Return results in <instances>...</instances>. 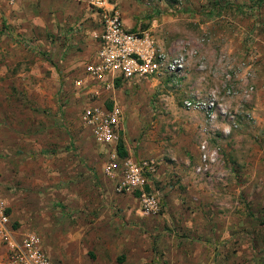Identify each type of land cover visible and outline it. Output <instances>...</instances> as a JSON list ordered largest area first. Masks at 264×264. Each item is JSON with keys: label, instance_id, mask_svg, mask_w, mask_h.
Here are the masks:
<instances>
[{"label": "crops", "instance_id": "0c3cea01", "mask_svg": "<svg viewBox=\"0 0 264 264\" xmlns=\"http://www.w3.org/2000/svg\"><path fill=\"white\" fill-rule=\"evenodd\" d=\"M218 1L213 0L214 5L206 1L212 7L211 16L220 14ZM228 1L236 5L230 12L233 20L230 24L220 22L222 36L227 39H223V45L217 44L219 54L212 57L216 65L220 61V65L231 66V77L241 81L244 96L240 106L246 118L242 115L236 121L232 114L224 118L227 111L217 113L213 119L204 113L191 119L174 117L176 105L171 100L159 104L151 101L156 92L153 78L136 77L121 84L107 75L106 85H94L86 76V63L92 61L98 48L96 38L101 32L103 11H118L124 28L135 31L153 20L152 13L158 11L150 0H108L103 10L92 7L90 0H0V197L13 228L19 233L39 228L35 225L41 219L32 210L29 196L49 187L48 181L33 178L48 170L30 168L27 163L40 155L50 157L53 153L48 149L58 150L59 145V155H65L70 139L63 131L71 123L68 113L73 107L79 111L80 142L86 137L85 131L89 132L83 120L88 109L105 114L108 106H115L122 113L116 146L98 148L89 132V142L97 148L90 161L102 150L106 152L99 168L102 172L107 154L115 147L117 150L119 143L127 157L157 163L145 188L159 193L160 214L144 216L138 192L137 196L116 193L114 180L103 176L102 187L107 195L96 217L94 212H78L79 224L68 233L50 231L42 236V231L36 229L53 262L264 264V196H257L261 187L264 193V0H223ZM204 25L206 31L219 27L211 21L200 27ZM249 47L254 49L255 57L247 55ZM222 53L223 61L219 60ZM210 59L206 58L207 63ZM215 68L209 64L204 69L194 67L196 72L191 71V75L209 84L207 78L215 74ZM14 94L22 96V111L15 109ZM221 100L226 102L224 96ZM31 106L37 112L32 113ZM220 107L228 108L224 103ZM157 108L158 117L153 114ZM47 120L50 124L43 126ZM243 124H252L251 135L244 128L237 130ZM239 141L257 144L247 148ZM214 157L216 164L242 174L243 180L236 184L223 182L220 192L211 179L200 174L211 172ZM230 157L237 162L230 163ZM12 158L22 162L18 170L8 164ZM68 170L64 166L60 170L67 181ZM21 189L33 192L25 190L24 195ZM0 250L4 248L0 246Z\"/></svg>", "mask_w": 264, "mask_h": 264}, {"label": "rangeland", "instance_id": "374dc122", "mask_svg": "<svg viewBox=\"0 0 264 264\" xmlns=\"http://www.w3.org/2000/svg\"><path fill=\"white\" fill-rule=\"evenodd\" d=\"M206 1L208 2V0H150V4L155 5L158 11L152 13L151 16L154 17L153 20H149L150 22L147 23H142L140 29L149 32L155 42V47L158 52H162L168 56L182 54L185 57L187 70L184 74L174 76L172 78L163 74L153 76L152 78L156 82V92L151 98V101L159 104V102L163 103L171 100V102L176 105L174 117H184L189 119L198 118L203 116V114H201L203 112L201 110L184 108V101L194 97H205L208 92L216 91L220 100L223 96L226 98V102H222V100L219 102L220 105L222 106V103H224V106L226 104L228 107L226 110H224L223 107L218 108L216 114L218 113V115H221V111L224 110L225 112L227 111L224 118H227L226 116H229L228 114H232L234 116V120L235 118L241 119L243 113L245 112V110L240 106V101L242 104L243 100L241 97L244 96V90L240 87L241 81L237 77H231V71H233L231 66L225 67L224 65H220V61L218 62V65H216L214 61L216 54H219L220 46L218 45H223V39H227L226 35L222 36V27L220 26V22L228 24L232 23L233 19L230 12L233 9L232 6L236 5L230 1H228L229 4H227L223 2V0H219L217 7H219V13L223 15L221 18L219 16L220 14L211 16L212 7L210 6V3L208 4ZM209 1L213 4V0ZM192 3H195L196 5H193ZM169 8L170 10H168ZM221 9H223L222 13ZM196 17L200 18L195 20ZM208 21H211L214 25L219 27L215 29L214 27L211 28L212 31H206L203 29L205 28V25L200 27V25L205 22L207 23ZM226 32H228V29H226L225 33ZM231 33H234V30H232ZM211 34L213 35L211 36ZM213 38L215 39V44H212ZM240 38L242 37L240 36ZM207 45L210 47L209 49ZM246 52H243L244 55L248 53ZM237 53L239 52H236V54ZM212 56H215V58L213 59ZM206 58H211L208 63ZM219 60H224L223 53L220 55ZM242 60H244V58ZM242 63L243 61H241V64ZM208 64L212 67L216 66L214 70L215 74L207 78V80H209V84H206L205 81L202 82V79H199L197 75H191V71L194 73L196 72V67L201 66L204 69ZM204 80H206V77H204ZM200 83L201 85L203 83L205 87L202 88ZM246 86L247 85L245 84L244 88ZM207 87H209L210 90L207 91ZM228 87L232 88L229 95L224 94L226 88ZM249 89V94L251 95L252 89ZM14 96H17L13 99L16 101L15 109L22 111L19 107V103H23L21 99L22 96L20 94L19 96L18 94H14ZM29 108L32 113L37 112L36 107L34 108L31 106ZM180 110L183 113L182 115H180ZM166 111L169 112L168 110H164V112ZM78 112V109L73 107V109L68 113L71 123L70 125L65 126L66 131L63 132H66V135H68L70 144L66 145V148L63 151L65 155H59V149L62 148V145H59L58 150L56 147H50L48 149H52L51 153H53V155L50 157L40 155L34 157L32 162L27 163V167L29 166L30 168L33 167L48 170V172L44 175L38 174L39 176H34L33 178L42 182L48 181L49 183L47 186L49 185V187L45 189L41 188L34 192L31 189H21L23 193L25 190L27 192L29 191V193L33 192V195L29 196V203H31V208L34 210V213H38L39 218L41 219L38 220L35 225L39 228H34L33 231L38 233V231L41 230L42 236L47 235L50 231L61 234L68 233L72 228L79 224L78 212H85L86 214L94 212L93 215L96 217L97 214L100 213L103 199L107 195V193H105L106 189L102 187L104 185L102 178L106 175L101 171V169H99L101 167V161L105 160L104 158L106 156V152L105 150H102L97 154L98 158H94L92 159L93 161H90V157L93 156L97 148L94 144L89 142L91 141L89 139V132L87 133L85 130L86 137L84 138H86L87 141L84 138H80L82 140L81 142L77 140L79 130L77 124ZM153 114L156 117L159 116L158 108L154 110ZM164 115L165 114L163 113L162 116ZM243 118H246L245 114L243 115ZM46 124H50V121L47 120L43 123V126ZM241 127L242 128L237 130L240 131L244 128V132L247 131L250 135L252 134V124H243ZM45 138L46 137L43 139ZM212 143L213 147L218 145L215 144V140H213ZM238 144L247 148H254V145L257 144V142L239 141ZM97 147L102 148L103 145L98 144ZM48 152L49 151L46 150V153ZM213 160L210 161V165H213V168L210 169L211 172L202 171L200 174L204 173L208 179H211V182L214 183V186H216L220 192H222L220 185H222L223 182L236 184L239 179L241 181L243 180L242 174L240 175L233 170L229 171V168L225 167V165L216 164L217 162L215 157ZM234 160L235 158H229L230 163L237 162ZM21 163L22 162L19 160L16 161L13 158L10 162H8V164L13 166L16 170H18V166ZM225 164L227 163L225 162ZM63 166L65 170L69 168V173H66L70 176L69 181H67L66 178L63 179V175L60 172ZM12 176L14 179V173ZM59 182L62 184L60 185ZM12 187L13 189H16L14 185H11V188ZM9 188L10 187L6 190ZM19 190L20 189H16V191ZM27 192L26 194L24 193V195H27ZM255 192L256 190H253V194ZM258 192L257 196H264V193H262V187L261 191L259 190ZM37 193H39V196ZM231 196L234 195L231 194ZM68 213H71V215H68ZM82 218H84V216ZM49 219L50 222L48 221ZM15 226L17 227L18 225L16 224ZM50 226H53V228L51 229ZM36 229L39 230L37 231ZM4 258L5 251L0 250V264H3Z\"/></svg>", "mask_w": 264, "mask_h": 264}, {"label": "built area", "instance_id": "2783aa9c", "mask_svg": "<svg viewBox=\"0 0 264 264\" xmlns=\"http://www.w3.org/2000/svg\"><path fill=\"white\" fill-rule=\"evenodd\" d=\"M13 2L14 0H4ZM92 7L104 9L108 0H90ZM98 48L92 61L86 63L85 74L93 84L106 85V76L126 84L138 77L148 80L163 74L172 78L186 72L185 57L182 54L168 56L158 52L148 31L126 30L120 13L116 10L103 11L101 32L96 38ZM249 56L254 49L249 47ZM232 88H226L229 95ZM216 91L205 97H194L183 103L186 109L201 110L210 119L217 116L220 105ZM222 110L221 112H223ZM224 113V112H223ZM83 120L97 144L105 147L116 146L122 127V113L113 106L105 114L97 109H88ZM153 160H135L131 157L119 158L116 147L107 154L104 174L113 179L115 191L119 194L138 192L140 209L144 216L153 217L161 212V197L157 191L147 190L150 178L156 171ZM0 246L4 248L3 264H57L47 255L41 236L36 232H20L13 228L10 216L0 197Z\"/></svg>", "mask_w": 264, "mask_h": 264}, {"label": "trees", "instance_id": "16d2710c", "mask_svg": "<svg viewBox=\"0 0 264 264\" xmlns=\"http://www.w3.org/2000/svg\"><path fill=\"white\" fill-rule=\"evenodd\" d=\"M118 84H116L117 86ZM118 87V86H117ZM108 109H111L110 106H108ZM117 154L119 158H125L127 157V153L125 152V150L122 148V146L120 145V143L117 146ZM137 192H134V194L136 195ZM137 196V195H136Z\"/></svg>", "mask_w": 264, "mask_h": 264}, {"label": "clouds", "instance_id": "9594fccd", "mask_svg": "<svg viewBox=\"0 0 264 264\" xmlns=\"http://www.w3.org/2000/svg\"><path fill=\"white\" fill-rule=\"evenodd\" d=\"M187 71V70H186Z\"/></svg>", "mask_w": 264, "mask_h": 264}]
</instances>
